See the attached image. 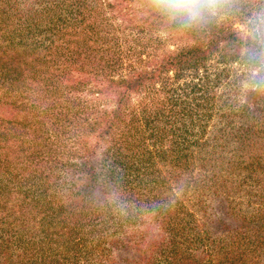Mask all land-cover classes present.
<instances>
[{
  "label": "trees",
  "instance_id": "16d2710c",
  "mask_svg": "<svg viewBox=\"0 0 264 264\" xmlns=\"http://www.w3.org/2000/svg\"><path fill=\"white\" fill-rule=\"evenodd\" d=\"M255 3L233 0L231 17L219 22L217 18L191 31L167 27L146 15L141 0H103L100 4L97 0H52L41 11L30 6L27 21L15 17H22L16 0L1 3L0 22L17 19L21 24L5 26L11 30L0 37V193H18L20 202L24 200L32 212L39 209L51 225L58 218L64 222L66 216L77 218L75 212L66 214L61 200L49 191L64 176L70 185L83 181L93 191L97 186H118L123 170L133 167L134 160L145 154L151 157L149 140L156 143L154 139L166 133L178 117L192 115L194 106L189 100L198 97L185 90L175 96L187 69L202 66L210 53L220 50V44L222 55L231 60L240 59L245 49L259 50L232 22L250 18ZM28 17L36 20V27L30 23L25 24L29 29L23 27ZM41 22L44 30L38 28ZM40 31L42 38L31 41L34 32ZM162 34L170 40L182 34L190 42L171 50ZM244 108L232 110V116L241 114V124L251 127L259 117L255 119L254 106ZM167 135L161 139V148ZM240 138L246 141L247 136ZM135 176L141 180L138 173ZM136 190L131 185L124 195ZM30 191L40 192L35 206L28 203ZM221 212L224 217L219 222L210 221L211 231L224 240L234 222L238 232L227 238L216 261L209 254H216L219 246L205 250L204 264H264L261 252L251 246L255 241L241 233L233 213ZM22 213L34 215L28 210ZM158 221L165 229L179 225L164 217ZM180 224V231H185ZM221 229L222 234L216 232ZM203 231L198 228V233ZM236 236L243 242L232 249L228 242ZM258 237L262 245L263 235ZM173 247L171 254H179L177 247L181 246ZM0 249L4 250L0 264H24L12 262L6 252L11 249L8 244L0 242ZM174 263L180 264L175 258Z\"/></svg>",
  "mask_w": 264,
  "mask_h": 264
},
{
  "label": "rangeland",
  "instance_id": "374dc122",
  "mask_svg": "<svg viewBox=\"0 0 264 264\" xmlns=\"http://www.w3.org/2000/svg\"><path fill=\"white\" fill-rule=\"evenodd\" d=\"M6 1L11 0H0V4ZM16 1L22 17H15L27 21L30 6L41 11L52 0ZM102 1L97 0L98 4ZM255 7L250 18L232 20L233 27L245 36H249L253 22L264 16V0H256ZM226 16L232 15H222L218 22ZM28 20L23 27L28 23L36 27V20ZM14 24L19 27L21 23L17 19L0 22V37L11 30L5 26ZM38 28L44 30V22ZM43 34L34 32L31 41L40 40ZM162 36L171 50L190 42L182 34L171 40ZM219 49H224L222 44ZM220 50L210 53L197 69H187L180 79L175 96L185 90L198 97L189 100L194 106L192 115L178 117L167 128L169 135L163 148L160 143L166 133L157 141L156 137V143L149 140L151 157L145 154L134 160L133 167L123 170L118 186H97L93 191L83 181L70 185L64 176L60 185L49 191L61 200L66 214L75 212L77 218L66 216L65 222L58 218L51 225L43 220L39 209L32 212L24 200L20 202L18 193H0V242L11 247L6 252L12 262L29 264L31 259L33 264H175V258L180 264L185 260L204 264L205 250L218 245L216 254L208 253L216 261L227 238L238 232L234 222L224 233L228 234L224 240L211 231L210 221L219 222L224 217L221 210L233 213L241 233L255 241L251 246L261 252L264 260V243H258L259 234L264 239V85L257 87L251 78L249 48L241 52L240 59L232 60ZM247 105L254 106L255 119L259 117L251 127L241 124V114L232 116V110L241 111ZM244 135L246 141L240 138ZM135 173L141 180H136ZM131 185L137 188L135 195H124ZM29 193L28 203L35 206L40 192ZM150 200L158 202L149 203ZM24 210L33 217L24 215ZM162 217L179 225L165 229L159 225L158 218ZM180 223L186 228L183 232ZM199 227L204 231L198 233ZM216 232L222 234V229ZM242 242L236 236L228 244L238 249ZM153 243L156 247H152ZM175 244L181 246L177 247L179 254H171ZM139 247L145 250L136 252L134 248ZM3 254L0 249L1 258Z\"/></svg>",
  "mask_w": 264,
  "mask_h": 264
},
{
  "label": "clouds",
  "instance_id": "9594fccd",
  "mask_svg": "<svg viewBox=\"0 0 264 264\" xmlns=\"http://www.w3.org/2000/svg\"><path fill=\"white\" fill-rule=\"evenodd\" d=\"M142 12L158 18L165 26L182 31L202 29L232 10L233 0H141ZM249 38L258 51L247 53L257 87L264 85V16L253 22Z\"/></svg>",
  "mask_w": 264,
  "mask_h": 264
}]
</instances>
